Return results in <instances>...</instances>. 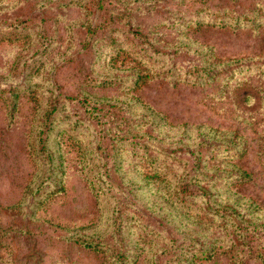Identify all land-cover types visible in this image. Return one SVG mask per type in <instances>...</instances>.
<instances>
[{
    "label": "rangeland",
    "instance_id": "obj_1",
    "mask_svg": "<svg viewBox=\"0 0 264 264\" xmlns=\"http://www.w3.org/2000/svg\"><path fill=\"white\" fill-rule=\"evenodd\" d=\"M0 264H264V0H0Z\"/></svg>",
    "mask_w": 264,
    "mask_h": 264
},
{
    "label": "trees",
    "instance_id": "obj_2",
    "mask_svg": "<svg viewBox=\"0 0 264 264\" xmlns=\"http://www.w3.org/2000/svg\"><path fill=\"white\" fill-rule=\"evenodd\" d=\"M146 77H147V76L143 73V74L141 75V77H140L139 80H141V81H145ZM87 245H88V246H91V243L87 242Z\"/></svg>",
    "mask_w": 264,
    "mask_h": 264
}]
</instances>
